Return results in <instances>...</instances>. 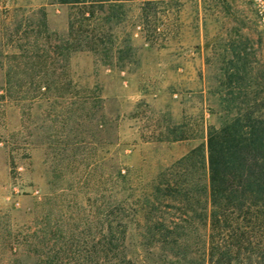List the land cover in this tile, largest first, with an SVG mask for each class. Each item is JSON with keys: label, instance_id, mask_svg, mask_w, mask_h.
<instances>
[{"label": "rangeland", "instance_id": "1", "mask_svg": "<svg viewBox=\"0 0 264 264\" xmlns=\"http://www.w3.org/2000/svg\"><path fill=\"white\" fill-rule=\"evenodd\" d=\"M110 4L89 15L57 0H0V264H112L101 242L120 222L117 257L169 264L145 245L148 217L133 200L134 215L105 217L123 190L118 171L136 195L184 172L172 165L218 124L231 65L248 63L264 83V30L246 0ZM87 33L95 49L80 41ZM198 239H185L191 260Z\"/></svg>", "mask_w": 264, "mask_h": 264}, {"label": "trees", "instance_id": "2", "mask_svg": "<svg viewBox=\"0 0 264 264\" xmlns=\"http://www.w3.org/2000/svg\"><path fill=\"white\" fill-rule=\"evenodd\" d=\"M117 1L57 0L80 5L81 12L89 15L95 7L106 2L113 6ZM73 27L70 23V37L75 34ZM80 41L91 49L97 44L93 33ZM249 67L248 63H235L226 73L220 84L226 92L220 96L223 112L218 124L207 127L205 143L172 165L184 172L150 178L148 193L136 195L125 193L127 175L118 171L123 190L117 193V203L113 202L115 210H106L105 217L123 212V219L127 211L134 215L142 210L148 217L145 245L148 249L160 247L169 264H264V83L254 85L248 77ZM258 87L261 91L255 90ZM129 199L142 209L132 210ZM118 226L120 236L106 226L101 250L117 258L112 264H133L126 255L116 256L127 225L120 222ZM192 233L203 241L195 260L187 257L191 251L185 241ZM105 259L109 264L111 259Z\"/></svg>", "mask_w": 264, "mask_h": 264}, {"label": "built area", "instance_id": "3", "mask_svg": "<svg viewBox=\"0 0 264 264\" xmlns=\"http://www.w3.org/2000/svg\"><path fill=\"white\" fill-rule=\"evenodd\" d=\"M251 3L259 18L262 29L264 30V0H246Z\"/></svg>", "mask_w": 264, "mask_h": 264}]
</instances>
